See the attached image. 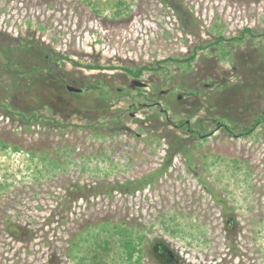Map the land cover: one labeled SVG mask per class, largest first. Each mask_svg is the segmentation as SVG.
Wrapping results in <instances>:
<instances>
[{
  "label": "rangeland",
  "instance_id": "1",
  "mask_svg": "<svg viewBox=\"0 0 264 264\" xmlns=\"http://www.w3.org/2000/svg\"><path fill=\"white\" fill-rule=\"evenodd\" d=\"M167 1L0 0V46L32 37L65 77L44 69L18 82L0 53V264H79L84 249L72 243L90 233L103 240L110 222L141 230L145 248L168 242L179 264H264V123L238 135L264 108V0H175L184 13ZM245 28L256 37L232 45ZM220 36L232 60L198 48ZM194 48L191 68L177 61ZM31 53L30 65H46L45 52ZM144 66L154 70L139 79L124 69ZM99 83L108 101L93 87L66 91ZM224 83L240 86L242 119L238 102L220 99L235 123L208 99ZM188 116L193 130L202 122L213 133L191 138L189 156L173 155L189 138L186 125L174 126ZM152 174L135 192L115 188ZM177 224L181 232L167 231ZM110 238L105 264L124 253ZM154 258L143 264H160Z\"/></svg>",
  "mask_w": 264,
  "mask_h": 264
},
{
  "label": "trees",
  "instance_id": "2",
  "mask_svg": "<svg viewBox=\"0 0 264 264\" xmlns=\"http://www.w3.org/2000/svg\"><path fill=\"white\" fill-rule=\"evenodd\" d=\"M167 2H170L172 4H176L174 3L175 0H168ZM175 11L177 13H184V10L182 8V6H179L178 4L173 6ZM186 13V12H185ZM185 22V21H184ZM245 35H247V37H256V35L253 33L252 29L250 28H245L241 35L232 39H229L228 41L232 44V43H245L246 39H245ZM264 36V34H263ZM9 38V37H8ZM7 38V40H9ZM5 40V39H3ZM10 41H12L10 39ZM226 38L225 37H218L216 39L215 42H212L210 44H206V45H202V46H198V48L200 49H208V48H213L215 47V51H213L214 53L219 52V56L222 57L221 59L225 58L227 60H232V52L227 50V46L223 43L226 42ZM233 45V44H232ZM231 45V46H232ZM37 49L39 51L40 54H42V52H45L44 54H42V56L40 55V59L41 61H44V63H46V65H41L40 67H37L35 65H30L27 61L25 56H30V55H34V53H31L32 50ZM226 49V50H225ZM225 51V52H224ZM0 53L4 56L5 59V63H4V68L7 71L8 76L11 75H18V79L17 81H21V79L24 80H28V82H31L35 79V76L38 74L43 76V70L46 69L49 73H56L58 76L60 73L56 72V69H60V65L58 63H60V59L56 60L55 59V55L54 52L52 50H46V49H42V47L40 46V44H36L33 39H28L25 42H18L15 43L14 45H11L8 43H6L4 46H0ZM60 58H62V56H60ZM196 59V53L195 52H191L190 55L182 60H177L179 63H185V66H187L188 68H191L192 63L195 61ZM27 62L25 63V65L21 64V62ZM43 63V62H40ZM87 67L89 69L95 70V69H103V66L100 65H87ZM125 71L132 77H134L135 79H139L142 77L143 73L146 71H152L154 70L152 67H147L144 66L142 68L139 69H130V68H124ZM234 69V68H233ZM236 70L239 69V67L236 65L235 67ZM1 71V69H0ZM234 73H236L235 71H232ZM7 76L6 73L3 71L2 73L0 72V79H2L3 77ZM41 76V77H42ZM37 81L39 77H36ZM59 78L62 81H65V77L64 75H60ZM66 83V82H64ZM101 83H99L97 86H83L81 89L83 90V92H85L88 88L93 87V90H96L99 92V96H103V98L101 99V101H108L109 100V96H108V91H99L101 89L100 86ZM225 84V83H224ZM263 84V83H261ZM19 85V84H17ZM205 86H207L205 84ZM239 84L235 85V84H225L223 87H218V89L215 91H213L212 93H210V95L208 96V99L210 100L211 98L212 103L210 104L212 109L214 110V114L215 115H219L221 117H223L224 120L228 119V121L234 119L233 115L230 114L228 112V108L225 106L223 107L222 101H220V99H222V97H224V100H228L230 103L236 105L237 103V108L240 112V114H242V116H239L240 119H242V117L245 115L243 114L245 110H243L240 107V102L237 101V98H233L235 95H239ZM213 89V86L211 87ZM200 90V89H199ZM68 92V90H66ZM253 91H255V88L253 87ZM82 92V93H83ZM203 93V92H202ZM69 96L72 97H79L81 95V93H74V92H68ZM191 94H194V92H192ZM197 94V93H195ZM205 94V91H204ZM203 94V96H204ZM247 94V93H246ZM245 94V95H246ZM141 96L143 94H140ZM206 95V94H205ZM107 98V99H106ZM228 103V102H227ZM201 105L198 107V109H200ZM191 116V115H190ZM32 117V119L37 120V118L35 116H30ZM236 117V116H235ZM213 121L216 122L217 128L219 127H224V130L226 132H228L229 135H234V128L233 124H226L224 121H220L218 120L216 117L213 118ZM170 121H168L169 123ZM231 123H235V121H230ZM264 123V108L258 112V116H256V118H254L252 125H247L243 127V130L241 132H239V136H245V135H249L250 133L253 132V130L255 129V127L258 124ZM195 132H192L191 137L190 138H195V139H206L208 136L212 135L213 131L208 132L207 129L204 127L202 122L198 123L197 129H194ZM179 149V150H178ZM169 153L171 154H177L178 152H184V154H186L187 156H189V150L187 149V143L186 141H182V143H180L179 148H174L173 146L168 150ZM171 157V156H170ZM154 174H152L151 176L148 175L147 177H143L140 180L139 179H134L132 181H129L125 184H117L115 185V188H117V190L120 191H125L126 189L130 190L131 192H135L139 189H142V187H144V185L149 182H152V178ZM112 225V228H106V230L103 228V226L100 228V230L104 233V236L106 238H104L103 240H98L96 237H98V235H89L88 238H83L82 240L80 238L78 239V241H75L72 243V247L75 250V253H78V250L80 251V249H84V258H81L80 261L81 263L79 264H105V257L108 256V254L112 251V246H111V236H115L116 238V245L119 247L123 248V256L120 257L119 259H115L113 260L114 264H143V260L145 258V255L148 254L151 257H156V259L160 262V264H179V258L176 259L174 250L171 248L170 244L166 241H164L163 239H159V238H154L151 243H149L147 245V247L145 248L143 243L146 239V235L143 234V232L139 229L136 230V232L132 231L129 227H127L125 225V223L121 222V223H113L110 222ZM164 224V222H163ZM179 225L177 224L176 227L177 229H169L167 228V231L175 234L176 232H181L182 229H180L178 227ZM232 227V223L229 225ZM166 227V226H165ZM135 235V236H134ZM93 236V237H91ZM81 242V243H80ZM91 242V243H90ZM82 247H81V246ZM94 246V247H93ZM72 248V249H73ZM71 249V250H72ZM88 255V256H87ZM155 259V258H154ZM155 259V260H156ZM156 260V261H157ZM112 261V260H111Z\"/></svg>",
  "mask_w": 264,
  "mask_h": 264
},
{
  "label": "flooded vegetation",
  "instance_id": "3",
  "mask_svg": "<svg viewBox=\"0 0 264 264\" xmlns=\"http://www.w3.org/2000/svg\"><path fill=\"white\" fill-rule=\"evenodd\" d=\"M28 39H32V37H29ZM27 39V40H28ZM26 40V41H27ZM36 44H38V42L36 41V40H33ZM201 46V45H200ZM194 50H195V48H194ZM201 50H205V49H201ZM196 54H197V50H195L194 51ZM38 58V57H37ZM44 71H47V70H44ZM136 81V80H135ZM81 89V88H80ZM69 92V91H68ZM83 92V91H82ZM81 92V93H82ZM71 93V92H70ZM75 93V92H74ZM79 94V93H78ZM189 95H191V93H189ZM177 100H181L182 99V96H178L177 98H176ZM156 105H158V106H161V104L159 103V102H157V103H155ZM160 110L162 111V112H165V110H163V109H161L160 108ZM189 117L190 116H188V119L186 118V120H183V122L181 121V124L180 125H175L174 126V128L176 129V130H179V128L181 127H183L184 125H186L187 126V129H186V131L189 133V138H188V140L187 139H185L184 141H186V143L191 139L190 137H191V134H192V132H195V130H193L192 128H191V122H190V120H189ZM166 121L168 122V121H170L171 122V120L169 119V118H167L166 117ZM224 128V127H223ZM175 129H173L172 131H170V134H173V133H176V130ZM232 136H238V135H232ZM181 141H183V140H181Z\"/></svg>",
  "mask_w": 264,
  "mask_h": 264
},
{
  "label": "water",
  "instance_id": "4",
  "mask_svg": "<svg viewBox=\"0 0 264 264\" xmlns=\"http://www.w3.org/2000/svg\"><path fill=\"white\" fill-rule=\"evenodd\" d=\"M135 84H137L138 86H142L143 84H141L138 81H134ZM67 90L69 92H75V93H81L83 90L74 86H67Z\"/></svg>",
  "mask_w": 264,
  "mask_h": 264
}]
</instances>
